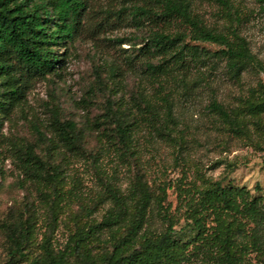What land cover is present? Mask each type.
Instances as JSON below:
<instances>
[{"label": "rangeland", "instance_id": "obj_1", "mask_svg": "<svg viewBox=\"0 0 264 264\" xmlns=\"http://www.w3.org/2000/svg\"><path fill=\"white\" fill-rule=\"evenodd\" d=\"M228 1L227 7L192 0L193 13L226 35L236 29L256 60L264 62V1ZM85 2L75 39L55 47L61 62L56 73L32 81L23 104L0 116V264H8V228L32 222L28 258H37L45 236L55 248H64L70 235L100 223L115 209L113 191L133 210L136 183L147 185L165 208L160 215L153 203L151 228L165 230L171 217L176 236L189 243L177 264H221L214 217L203 219L199 237L193 220L201 215L200 193L216 182L264 198V72L255 67L234 80L226 61L213 57L222 47L188 37L186 44L208 56L201 51L200 59L187 56L184 67L172 61L166 74H154L146 63L164 60L142 50L151 32L190 34V27L139 21L126 0ZM213 101L224 105L235 127L210 107ZM146 103L157 116L141 110ZM56 118L75 124L79 150L64 147L53 124ZM122 120L135 124L128 147L115 137ZM29 150L51 177L55 174L56 185L26 173ZM112 244L105 231L83 249L99 260L113 250ZM237 251L241 264H264V251L250 245Z\"/></svg>", "mask_w": 264, "mask_h": 264}, {"label": "trees", "instance_id": "obj_2", "mask_svg": "<svg viewBox=\"0 0 264 264\" xmlns=\"http://www.w3.org/2000/svg\"><path fill=\"white\" fill-rule=\"evenodd\" d=\"M132 2V13L137 20L150 21L158 26L162 23L179 22L190 27L187 33H165L160 29L153 30L142 47L146 55L161 57L164 61L154 65L147 62L152 73L166 74L173 66L186 65L187 56H208V52L199 50L198 46H189L184 41L215 44L222 47L213 57L226 61L229 77L239 81L244 72L255 67L264 72V62H258L251 51L247 39L236 29L230 35L218 32L205 25L203 20L193 13L192 0H126ZM229 6L228 0H213ZM264 1V0H263ZM85 0H0V116L4 117L23 104L30 83L49 74H55L60 62L55 47L72 42L78 33ZM200 59V58H199ZM252 93L255 92L251 89ZM162 101L169 120L173 119L172 106L164 96ZM210 107L226 119L231 126L236 122L223 104L213 101ZM151 116H157L156 110L149 103L141 110ZM114 114V112H113ZM59 139L68 150L77 151L73 122L62 124L58 118L53 121ZM1 125V124H0ZM125 120L116 125L115 137L129 146L133 126ZM159 130V128H157ZM26 173L38 180L56 185L55 174L47 173L46 164L33 150L26 152ZM47 177V178H46ZM114 192L115 209L100 222L91 224L86 230L70 235L64 248H55L50 236H45L37 258L29 259L32 245L33 224L23 221L8 232V264H177L179 255H183L189 243L176 236L173 220L163 231L151 228L149 219L153 203L159 214H166L159 196L148 190V186L136 183L134 193L137 199L133 210L122 196ZM200 216L193 220L197 237L203 235V219L213 216L216 223L214 241L219 249L221 264H241L242 253L238 256L237 248L264 251V198L254 196L245 188L225 187L216 182L200 193ZM254 228L250 229V225ZM251 232L249 233V231ZM105 231L112 235L113 250L97 260L83 246L90 239L101 240ZM122 231L121 236L113 233ZM139 246L135 249V246ZM126 248L130 252H126Z\"/></svg>", "mask_w": 264, "mask_h": 264}]
</instances>
